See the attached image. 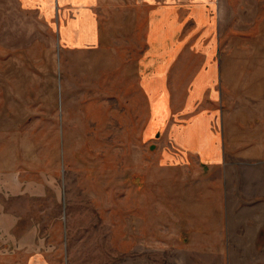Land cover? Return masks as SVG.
<instances>
[{
    "label": "rangeland",
    "instance_id": "obj_1",
    "mask_svg": "<svg viewBox=\"0 0 264 264\" xmlns=\"http://www.w3.org/2000/svg\"><path fill=\"white\" fill-rule=\"evenodd\" d=\"M86 1L62 37L0 0V172L45 189L12 204L37 248L0 247V264H264V0H213L214 127L234 164L221 193L217 172L177 188L141 138L142 0Z\"/></svg>",
    "mask_w": 264,
    "mask_h": 264
},
{
    "label": "crops",
    "instance_id": "obj_2",
    "mask_svg": "<svg viewBox=\"0 0 264 264\" xmlns=\"http://www.w3.org/2000/svg\"><path fill=\"white\" fill-rule=\"evenodd\" d=\"M13 2L17 10L40 14L41 22L60 30L62 37L71 26L64 15L66 7L80 10L87 4L86 0ZM141 4L147 10V24L139 82L149 108L141 138L155 152L160 167L177 166V188L191 182L193 173L217 172V181H210L208 188L221 193L229 185L234 164L229 134L214 127V104L224 89V74L214 65L216 4L213 0H142ZM160 103L165 113L159 123L153 110ZM168 142L175 151L165 146ZM20 176L15 171L0 172V247L28 252L37 248V235L30 230L32 224L19 231L21 216L12 204L37 199L45 189Z\"/></svg>",
    "mask_w": 264,
    "mask_h": 264
}]
</instances>
